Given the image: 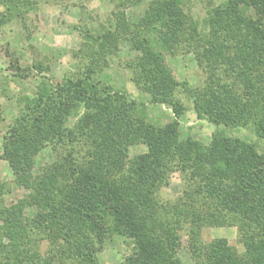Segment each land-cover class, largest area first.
<instances>
[{"label":"trees","instance_id":"trees-1","mask_svg":"<svg viewBox=\"0 0 264 264\" xmlns=\"http://www.w3.org/2000/svg\"><path fill=\"white\" fill-rule=\"evenodd\" d=\"M0 3V25L21 14L22 0ZM114 19V30H85L72 52L77 67L61 81L41 61L32 65L40 82L33 96L18 98L0 158L37 212L28 224L0 209V264H102L98 254L114 235L133 244L116 264H184L176 252L184 225L195 264H264V149L224 129L249 127L264 138V0L211 7L205 33L182 0H153L137 21ZM118 35L136 39L140 53L128 65L137 88L169 107L184 92L197 117L215 125L208 143L182 137L178 119L152 123L136 100L98 78L119 50ZM192 39L206 58L203 85L177 80L161 60L162 50ZM28 69L12 56L16 77ZM137 145L146 150L131 156ZM43 151L55 158L36 175ZM178 171L185 190L165 203L159 192ZM213 225L236 226L244 250L227 238L204 242L203 228ZM44 241L50 247L42 254Z\"/></svg>","mask_w":264,"mask_h":264},{"label":"rangeland","instance_id":"rangeland-1","mask_svg":"<svg viewBox=\"0 0 264 264\" xmlns=\"http://www.w3.org/2000/svg\"><path fill=\"white\" fill-rule=\"evenodd\" d=\"M153 0H22L21 14H15L10 21L0 25V151L2 137L9 123L19 110L18 98L22 95L33 96L40 82V75L32 68L41 61L48 66L45 72L54 82L61 81L77 67L73 50L79 48L85 30L105 32L114 30L115 14H124L128 20L137 21L145 13ZM185 12L200 24L201 33L209 31L208 11L211 7L225 0H182ZM5 9L0 3V14ZM119 50L111 57L110 65L97 76L100 80L122 90L131 99L136 100L147 119L154 124H164L171 119H178L181 124L182 137H191L208 143L215 130V125L207 119H200L194 109L192 100L182 91L178 92V102L169 107L162 99L142 92L131 79L129 63L140 51L136 39L128 35H118ZM192 39L175 46L172 52L162 50L161 60L171 69L179 81L188 80L195 85H203L207 78L204 66L203 48ZM198 48V49H197ZM19 57L22 67H29L26 78L16 77L11 70L12 56ZM200 62H203L200 63ZM1 119V118H0ZM223 128V127H222ZM226 133L254 143L259 150L264 149V138L258 137L249 127L224 128ZM146 150L144 145L131 147V156ZM52 152L43 151L39 155L34 173L54 160ZM62 176H60L61 178ZM14 173L8 161L0 158V209H12L16 215L28 224L33 220L37 208L28 205V191L16 186ZM185 176L175 172L160 192L163 202H174L185 190ZM62 205L52 204V214L58 217ZM60 211V212H59ZM0 215V223L6 220ZM203 241L227 238L239 252L244 246L234 225L206 226L202 231ZM9 238L6 237L5 241ZM189 229L182 226L178 233L176 252L184 264H195L190 248ZM61 246V245H60ZM44 241L41 251L49 249ZM133 251V244L122 235L108 238L99 252L102 264H116L124 260Z\"/></svg>","mask_w":264,"mask_h":264}]
</instances>
